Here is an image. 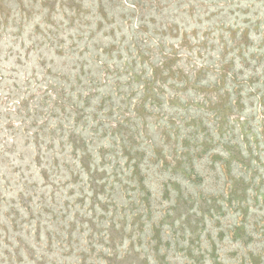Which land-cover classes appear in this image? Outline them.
<instances>
[{"label": "rangeland", "instance_id": "1", "mask_svg": "<svg viewBox=\"0 0 264 264\" xmlns=\"http://www.w3.org/2000/svg\"><path fill=\"white\" fill-rule=\"evenodd\" d=\"M0 264H264V0H0Z\"/></svg>", "mask_w": 264, "mask_h": 264}]
</instances>
